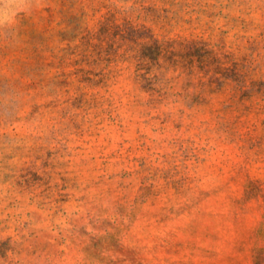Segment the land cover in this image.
Returning a JSON list of instances; mask_svg holds the SVG:
<instances>
[{
  "label": "rangeland",
  "instance_id": "374dc122",
  "mask_svg": "<svg viewBox=\"0 0 264 264\" xmlns=\"http://www.w3.org/2000/svg\"><path fill=\"white\" fill-rule=\"evenodd\" d=\"M0 264H264V0H0Z\"/></svg>",
  "mask_w": 264,
  "mask_h": 264
}]
</instances>
